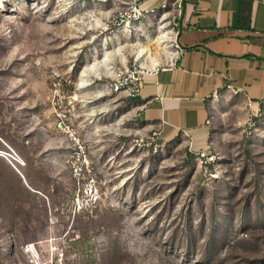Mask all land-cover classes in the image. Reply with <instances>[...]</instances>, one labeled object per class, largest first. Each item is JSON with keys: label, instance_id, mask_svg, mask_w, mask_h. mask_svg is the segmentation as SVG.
Returning <instances> with one entry per match:
<instances>
[{"label": "rangeland", "instance_id": "rangeland-1", "mask_svg": "<svg viewBox=\"0 0 264 264\" xmlns=\"http://www.w3.org/2000/svg\"><path fill=\"white\" fill-rule=\"evenodd\" d=\"M121 12L0 0V264H264V104L219 97L213 163L164 140L111 84L167 62L178 13Z\"/></svg>", "mask_w": 264, "mask_h": 264}, {"label": "crops", "instance_id": "crops-1", "mask_svg": "<svg viewBox=\"0 0 264 264\" xmlns=\"http://www.w3.org/2000/svg\"><path fill=\"white\" fill-rule=\"evenodd\" d=\"M175 30L178 52L145 75L130 104L164 140L210 152L215 92L237 90L252 107L264 102V0H183Z\"/></svg>", "mask_w": 264, "mask_h": 264}, {"label": "built area", "instance_id": "built-area-1", "mask_svg": "<svg viewBox=\"0 0 264 264\" xmlns=\"http://www.w3.org/2000/svg\"><path fill=\"white\" fill-rule=\"evenodd\" d=\"M82 4H111L120 7L121 13L119 16V21L124 23L126 26L129 24H136L143 18L149 15H155L157 13L164 12L169 7L172 8L173 11L178 13V16L181 14L183 0H162L158 5H150L148 7H144L145 2L148 0H80ZM177 31H175L174 39L172 45L177 53L179 50V46L176 40ZM158 71L157 66H140L133 65L130 68H126L125 70L115 72L112 76V84L111 89L114 92L123 93L125 97L134 99L139 96L142 85L144 83V77L147 73H156ZM231 93L233 95H237L239 91L232 89ZM220 95L218 93H214L211 96L213 101H217ZM249 102V101H248ZM264 104V102H263ZM251 106V103L249 102ZM57 128L69 134L72 137L73 143L75 145V156L77 160H86V155L84 152V148L80 141L75 137L74 129L67 124V114L65 111H59L57 114ZM197 159L202 164H210L215 160V156L210 152H202L196 154ZM89 194L86 195L90 197L93 193V185L88 183L86 185ZM83 197V196H82ZM75 207L78 210L82 209L84 204L80 197H77L74 203Z\"/></svg>", "mask_w": 264, "mask_h": 264}, {"label": "bare ground", "instance_id": "bare-ground-1", "mask_svg": "<svg viewBox=\"0 0 264 264\" xmlns=\"http://www.w3.org/2000/svg\"><path fill=\"white\" fill-rule=\"evenodd\" d=\"M142 53H143V51L140 52V54H142ZM82 76L87 77V74L84 73V74H82Z\"/></svg>", "mask_w": 264, "mask_h": 264}]
</instances>
